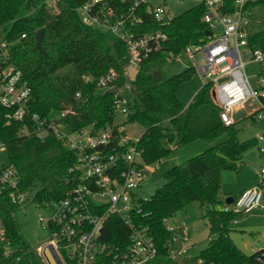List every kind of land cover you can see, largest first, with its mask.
Here are the masks:
<instances>
[{"label": "trees", "instance_id": "16d2710c", "mask_svg": "<svg viewBox=\"0 0 264 264\" xmlns=\"http://www.w3.org/2000/svg\"><path fill=\"white\" fill-rule=\"evenodd\" d=\"M88 1L0 0V31L11 65L21 72L30 88V111L46 116L68 110L62 120L72 131L85 128L95 131L110 126L118 140L125 134L123 130L118 133L119 126L113 125L116 96L96 90L99 77L109 71L116 73L115 87L125 88L131 98L125 123L137 124L143 130L133 146L144 165L156 166L179 147L198 139L209 144L208 148L190 157L185 165H174L166 170L162 174L164 183L142 201L141 213L134 216L135 225L146 231L156 248V257L146 264L170 261L168 254L172 249L173 232L167 229L165 221L192 202L198 204L202 218L207 220L210 238L208 246L194 260H200L201 264L249 262L257 252L243 254L229 236V225L237 215L223 212L217 204L221 173L240 171L239 157L257 144L255 137L239 141L235 122L229 126L222 123L209 82L202 84L187 105L181 103L176 93L195 73L193 67L167 79L161 77L156 82L152 79L154 63L161 59L171 60L185 47L202 44L207 39L208 29L202 21L206 12L204 4L198 3L165 22L156 21L145 12L146 4L140 5L141 23L134 31L137 34L161 31L167 40L162 49L141 62L129 81L123 71L127 55L125 45L81 21L76 10ZM113 2L118 10H124L120 0ZM257 3H264V0L249 2L245 8ZM233 10L234 0H222L221 13L230 14ZM41 28L44 54L35 49V33ZM248 45L264 50V32L249 36ZM68 65H74L81 77L91 79L79 87V98L74 101L52 80L57 71ZM258 112L259 108L248 116L254 120ZM4 113L5 109L0 106V143L9 164L17 171L19 192L27 193L38 185L31 199L36 206L62 199L79 181L78 173L72 170L74 153L50 135L45 138L33 133L19 135L23 123H7ZM27 127L32 130L30 124ZM26 202L15 203L8 190L0 192V231H3L0 264H13L28 250L15 218L19 207ZM211 236H215L214 239ZM127 237L128 228L122 222L114 218L106 220L101 234L103 241L124 249ZM5 244L14 250L5 254Z\"/></svg>", "mask_w": 264, "mask_h": 264}, {"label": "built area", "instance_id": "2783aa9c", "mask_svg": "<svg viewBox=\"0 0 264 264\" xmlns=\"http://www.w3.org/2000/svg\"><path fill=\"white\" fill-rule=\"evenodd\" d=\"M113 1L89 0L76 11L84 24L125 45L127 55L123 71L127 76L128 70L137 71L141 62L162 49L167 40L161 31L144 34L134 31L141 23L140 5L146 4L145 12L156 21L165 22L169 17L162 6L151 5L150 0H120L124 10H118ZM253 1L256 0H234L233 12L223 14L220 11L222 0H200L199 3L206 8L202 21L208 29L207 39L202 44L185 47L171 58L186 57L192 61L195 54L201 56V65L193 68L202 84H212L214 100L220 108L219 118L225 126L235 122L234 110L248 101L256 102V109L259 108L257 118L264 115V50L248 45L249 36L245 30L249 23V11L245 5ZM248 63H256L259 67L254 86L245 72ZM117 77L113 71L99 77L96 90L106 92L115 87ZM82 79L83 83L91 80L88 76H82ZM122 90L125 88L114 94L115 112L126 116L130 102L122 98ZM79 94L77 91L76 99ZM29 99L30 88L21 72L11 65L3 41L0 44V106L5 109L4 119L7 123H23L19 135L53 136L74 153L72 170L78 173L77 185L62 199L35 205L40 209V227L47 232V239L35 248V256L42 264H48L43 255V249L47 247L56 254L59 264H146L154 259L157 255L154 242L144 229L135 225L134 216L141 213V203L148 199L141 197L139 191L147 173L155 166L141 162L133 146L136 140H129L125 135L116 140L110 126L95 131L90 128L72 131L62 120L68 110L40 116L30 111ZM122 130L117 128L118 133ZM255 140L259 155L264 156V131L256 135ZM3 190H8L15 203L23 204L27 200V193L18 190V174L11 164L0 169V192ZM221 210L236 215L257 211L264 218V162L257 172L256 184L241 191L230 203L224 202ZM109 218L118 219L128 228L124 249L101 239L103 226ZM168 221H165L167 229L173 232L168 258L175 260L183 256L185 250L174 248L176 228L168 225ZM182 239L187 241L186 236ZM3 248L5 254L14 250L8 244ZM254 252H257L254 258L243 264H264V248ZM24 254L13 264H20ZM195 263L201 264L200 260ZM24 264L31 263L26 261Z\"/></svg>", "mask_w": 264, "mask_h": 264}, {"label": "rangeland", "instance_id": "374dc122", "mask_svg": "<svg viewBox=\"0 0 264 264\" xmlns=\"http://www.w3.org/2000/svg\"><path fill=\"white\" fill-rule=\"evenodd\" d=\"M200 0H150L153 6H162L169 18L175 17L184 11L194 7ZM52 3V0H50ZM249 23L245 27L248 36H252L258 32H264V3H257L248 7ZM3 34L0 31V44L3 43ZM202 63V58L199 54L193 56L192 61L186 57L177 58L175 60L161 59L151 66V71L160 73L162 79H167L175 74L184 71L188 67H198ZM245 72L250 83L256 85V74L259 72V67L256 63H248L245 66ZM136 71L128 70L127 78L132 80ZM53 82L63 93L70 99L75 100V94L79 87L83 84V79L77 72L74 65H68L65 68L57 71L53 77ZM202 86V81L196 73L182 83L176 93L177 98L184 105L188 103L196 91ZM104 92L103 90H98ZM122 98L126 102H130V95L126 90L121 92ZM257 107L256 102L248 101L237 107L233 112L235 126L238 129L237 138L239 141H245L255 137L264 131V115L260 118L254 117L251 119L248 115ZM126 116L116 111L113 117V125L119 126L124 131L125 136L129 140H136L142 133V128L137 124L125 123ZM209 147L207 141L198 139L192 141L182 147L176 149L171 155L163 158L151 171L147 173L146 179L142 182L139 194L141 197L149 198L154 191L159 188L164 179L162 174L174 165H185L186 161L193 155L205 150ZM242 161V162H241ZM241 165L239 172L225 170L231 179L225 186L226 190H231L233 195H238L234 189L241 180V176L252 175L259 170L262 159L258 153L257 144L245 151L239 157ZM9 164L5 149L0 143V169ZM221 173V177L223 176ZM241 174V175H240ZM235 176V177H234ZM238 176V177H236ZM240 180V181H239ZM38 185L32 187L27 192V202L21 205L15 214L16 221L19 225L20 235L24 242L28 245L27 253L19 260L20 264L28 261L31 264H42L35 256V248L42 244L47 239V232L40 227L38 222V214L40 209L32 202V197ZM223 194L218 198L219 203L217 208L221 209L224 200ZM184 223L183 229L176 232V246L184 247L185 253L178 259L170 260L167 264H196L194 257L199 252L206 248L209 244V231L207 220L202 218L201 212L196 202L187 204L182 210L176 212L172 220L168 221V225L172 223ZM229 236L234 245L245 255L251 254L255 248L264 247V218L257 211H252L248 214L237 215L236 219L229 225ZM187 237V241H183V237ZM215 236H211L214 239ZM193 244V245H192Z\"/></svg>", "mask_w": 264, "mask_h": 264}, {"label": "crops", "instance_id": "0c3cea01", "mask_svg": "<svg viewBox=\"0 0 264 264\" xmlns=\"http://www.w3.org/2000/svg\"><path fill=\"white\" fill-rule=\"evenodd\" d=\"M191 101V100H190ZM189 101V102H190ZM188 102V103H189ZM188 103H186L185 105H187ZM260 157H261V159H262V163L264 162V156H261L260 155ZM242 162V161H241ZM156 167V166H155ZM257 172L258 171H256L255 173H253L252 175H245V176H241L242 178L239 180L240 182H238L237 183V185H236V189H234L235 190V192L237 193V194H239L241 191H243V190H245V189H249V188H252L255 184H256V181H257ZM241 175V174H240ZM235 177V176H234ZM236 177H238V176H236ZM231 179V176H229V174L227 173V172H223V176L221 177V187H220V191H219V193H218V198H220V194L222 193L223 194V196H222V199L224 200V202H225V200L226 199H228V198H233V197H235L236 195H233V193H232V191L231 190H226L225 189V186H227L228 185V181ZM169 220H172V218L171 219H169ZM172 226H174L175 228H176V232L178 231V232H180L181 231V229H183V226H184V223L182 222V221H180L179 223H172ZM186 228V227H185ZM186 229H188V228H186ZM184 230V229H183ZM176 232H175V234H176ZM193 245V244H192ZM174 248L176 249V250H179L178 248H177V246H176V239H175V241H174ZM181 249L182 248H184V247H180ZM258 248H260V247H258ZM258 248H255L254 249V251L256 250V249H258ZM253 251V252H254Z\"/></svg>", "mask_w": 264, "mask_h": 264}, {"label": "water", "instance_id": "95a60500", "mask_svg": "<svg viewBox=\"0 0 264 264\" xmlns=\"http://www.w3.org/2000/svg\"><path fill=\"white\" fill-rule=\"evenodd\" d=\"M42 35H43V29L42 28L36 31V33H35V49L38 50L39 52H41L42 54H44L42 51V48H41V43H42V39H43ZM152 79L155 82L159 81L161 79L160 73L157 71H154L152 73ZM117 91H118L117 87H113V88L109 89L107 91V93L115 94V93H117ZM231 201H232V198H228L225 200V203L228 204ZM43 255H44L45 259L47 260L48 264H59V261L57 259L56 254L50 248L45 247L43 249Z\"/></svg>", "mask_w": 264, "mask_h": 264}]
</instances>
